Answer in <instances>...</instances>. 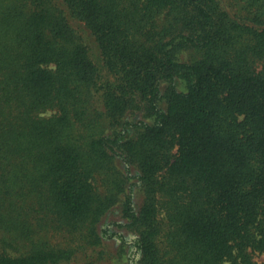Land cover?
Returning a JSON list of instances; mask_svg holds the SVG:
<instances>
[{
	"label": "trees",
	"instance_id": "16d2710c",
	"mask_svg": "<svg viewBox=\"0 0 264 264\" xmlns=\"http://www.w3.org/2000/svg\"><path fill=\"white\" fill-rule=\"evenodd\" d=\"M0 264H264V0H0Z\"/></svg>",
	"mask_w": 264,
	"mask_h": 264
}]
</instances>
